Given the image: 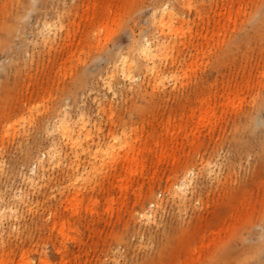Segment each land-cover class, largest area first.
<instances>
[{"label":"rangeland","instance_id":"rangeland-1","mask_svg":"<svg viewBox=\"0 0 264 264\" xmlns=\"http://www.w3.org/2000/svg\"><path fill=\"white\" fill-rule=\"evenodd\" d=\"M257 1L219 0L216 12L202 19L199 7L182 9L175 28L181 19L189 22L185 33L168 31L172 46L159 62L162 79L147 78L143 87L138 80L130 89L125 82L96 102L110 60L97 59L96 49L127 51L130 26L145 22L152 0H56L68 34L21 84L10 80L12 98L0 104V264H242L233 246L242 252L264 233V108L254 132L244 113L264 97V38L223 60L226 53L211 52L207 43L198 55V30L224 47ZM172 3L181 11L179 0ZM30 15L34 24L37 12ZM10 54L0 51V63L8 64ZM85 65L90 69L80 74ZM77 75L88 82L77 87L73 102L68 86ZM52 92L56 111L85 108L99 118L104 137L113 123L138 130L131 137L136 156L127 160V149L114 162L93 148L80 155L79 167L65 160L40 170V183L24 179L22 170L33 175L34 155L53 137L38 122ZM30 104L26 131L4 136L2 114L27 112ZM191 169L190 187L177 192L175 180ZM149 209L153 216L146 218ZM250 257L247 264H264V251Z\"/></svg>","mask_w":264,"mask_h":264},{"label":"bare ground","instance_id":"bare-ground-1","mask_svg":"<svg viewBox=\"0 0 264 264\" xmlns=\"http://www.w3.org/2000/svg\"><path fill=\"white\" fill-rule=\"evenodd\" d=\"M63 2L66 4L69 0H62ZM192 2H198V4L194 5ZM179 3L181 4V11L176 9L172 0H152V10L145 22L134 20L133 25L130 26L131 42L127 51H124L121 47L111 49L108 45H102L96 49L98 50L97 59L100 57L110 59L106 74L101 80V84L105 89L100 85L95 89L96 96H98L96 102L109 96L110 93L116 94L119 90H122L121 86L125 82L128 83L130 89L138 80H141L138 85L143 87L147 78L162 79L163 73L159 68V62L172 46V41L167 37L168 31L172 34L176 29H181L185 33L184 24L189 22L188 19H181L184 23L175 28V20L181 18L182 9L185 11L187 8L199 7L197 9H199L200 18L202 19V15L206 14L209 17L211 12H216L219 0H179ZM208 3L211 4L210 9L205 10ZM31 11L37 12L39 17L34 24L30 19ZM56 14L58 19H56ZM230 15L232 16L231 11ZM61 17V13L56 10V0H0V51L14 52V55L10 54L8 57L10 61L8 64L6 61L0 63V68H4V72L0 74V104L6 103L12 98L13 85L10 80L14 79L15 84H21L25 72L45 61L46 54H50L55 49L56 40L61 38L64 32L68 34L69 31L65 30V24ZM136 27L143 35L141 38H138L136 34ZM198 32L200 35L198 55L206 53L205 43H207L211 46V52L223 50L226 53L222 56L224 60L228 54L243 50L242 47H250L249 44L252 40L264 38V0L256 2L254 8L245 16L242 24L236 27L224 47L220 46L218 39L211 44V36L208 31L204 33L203 28ZM17 37L20 39L16 40ZM184 45H186V42H184ZM111 62L112 65L110 66L109 63ZM88 66L85 65L80 74L84 70L85 72L89 70L90 67ZM79 75L74 76L72 84L68 86L69 96L73 102L78 100L77 87L85 86L88 82V80H79ZM49 95L50 98L46 100L47 112L42 114L38 109L41 114L38 122L43 130L52 134L53 137L43 151L34 155L33 175H29L27 170H22L24 179L29 178V181L33 184L40 183L44 180L41 173H38L40 170L45 171L46 168L56 165V162L61 163L65 160H68L73 167L74 164L79 167L82 162L80 155L82 153H93V148L96 149V155L101 153L103 159L108 156L110 161L114 162L119 161L121 155L125 154L127 149H132L126 153L127 160L136 156V146L135 143H132L131 137L134 134L137 135L138 130L132 129V132H129L131 128L127 130L125 123H113L106 137H104L103 134L100 135L101 126H98L99 118L97 116L93 115L94 118H92L85 108L74 114L68 110L70 104L64 110L56 111V93L52 92ZM34 106L35 104H30L27 112H22V110L13 114H10L11 111L8 110L4 112L2 116L5 118L3 121L1 120V126L6 121L2 128L6 133L4 136H10L12 132L26 131V128L23 129L22 126H25L24 122L30 120L32 116L30 111ZM204 106L205 103L199 107L201 112ZM263 108L264 97L254 106V110H245V127L250 126L254 132L256 129L254 121L262 117L260 112ZM110 115H113V112H110ZM261 121L264 122V118ZM96 130L99 132L96 133ZM35 140L41 141L37 136H35ZM262 146L264 149V140ZM3 162V155L0 154V170L3 168ZM194 175L195 171L191 169L186 171L181 180L177 178L174 182L177 192L186 191L190 187ZM17 195L22 194L17 193ZM180 195L182 196V194ZM11 211L13 212L12 216H18L19 211L15 207H11ZM144 216L150 218L153 216V210L144 211ZM1 222L0 214V231ZM262 222L264 224V214ZM259 238L260 242L258 244L244 246L242 252L236 251L237 248L233 246L232 253L234 255L235 252L242 254V264H247L249 258H251L250 256H260L264 251V233H260ZM1 264H6V262L2 261Z\"/></svg>","mask_w":264,"mask_h":264}]
</instances>
